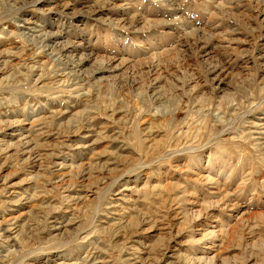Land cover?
I'll use <instances>...</instances> for the list:
<instances>
[{
    "label": "rangeland",
    "instance_id": "obj_1",
    "mask_svg": "<svg viewBox=\"0 0 264 264\" xmlns=\"http://www.w3.org/2000/svg\"><path fill=\"white\" fill-rule=\"evenodd\" d=\"M0 264H264V0H0Z\"/></svg>",
    "mask_w": 264,
    "mask_h": 264
},
{
    "label": "bare ground",
    "instance_id": "obj_2",
    "mask_svg": "<svg viewBox=\"0 0 264 264\" xmlns=\"http://www.w3.org/2000/svg\"><path fill=\"white\" fill-rule=\"evenodd\" d=\"M9 201H10V200H9ZM11 217H12V216H11ZM8 221H9V225H12V224L14 225L15 219H13V218L10 219V218H9ZM15 224H16V223H15ZM6 227H7V226H6ZM10 227H11V226H10ZM10 227H9V228H10ZM133 258H134V257H133Z\"/></svg>",
    "mask_w": 264,
    "mask_h": 264
}]
</instances>
